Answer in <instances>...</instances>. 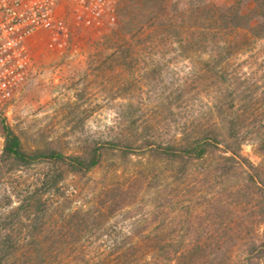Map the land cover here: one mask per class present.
Returning <instances> with one entry per match:
<instances>
[{"label": "trees", "instance_id": "1", "mask_svg": "<svg viewBox=\"0 0 264 264\" xmlns=\"http://www.w3.org/2000/svg\"><path fill=\"white\" fill-rule=\"evenodd\" d=\"M144 2L119 4L122 30L128 34L115 43L122 63L138 44L129 37L142 33L143 21L135 18ZM166 2L155 0L153 10ZM238 2L237 8L228 0H187L180 6V46L196 49L211 39V63L207 60L202 69L219 75L215 85L225 82L227 58L244 45L245 2ZM260 8L264 18V6ZM207 113L206 124L184 125L179 136L167 140L141 141L122 134L85 140L74 152L51 145L26 147L2 116L0 264H264V159L254 162L242 152L245 136L224 96L217 93ZM257 145L264 153V135ZM110 151L123 158L140 154L145 161L124 180L105 185L97 204L112 213L131 206L146 188L163 184V176L154 180L163 172H158L163 161L174 165L168 176L180 182V202L193 208L181 209L178 221L167 222L166 217L155 219L172 199L154 202V216L132 222L127 237L83 239L84 223L100 229V208L84 216L70 213L74 192L62 191V183L67 173L85 174L99 166ZM198 162L204 163L192 168ZM36 165L45 168L31 173Z\"/></svg>", "mask_w": 264, "mask_h": 264}, {"label": "rangeland", "instance_id": "2", "mask_svg": "<svg viewBox=\"0 0 264 264\" xmlns=\"http://www.w3.org/2000/svg\"><path fill=\"white\" fill-rule=\"evenodd\" d=\"M121 1H116V18L110 22L79 17L69 0H61L55 16L62 18L63 26H45L29 37L27 81L12 98L0 103V149L2 116L26 147L51 145L74 152L85 140L122 134L141 141L167 140L179 136L184 125L206 124L209 105L219 93L230 116L241 125L242 152L254 162L263 160L257 142L264 135V18L260 15L264 0H241L245 2L244 45L227 58L225 82L216 84L218 91L214 86L219 75L202 69L207 60L211 63V39L196 49L180 46V6L187 0H168L154 10L155 0H147L137 8L135 19L143 21L142 33L129 37L138 44L126 63L115 48L119 36L128 37L121 26ZM228 1L234 8L239 5L237 0ZM201 22L208 21L203 18ZM143 161L140 154L123 158L110 151L87 173L66 174L61 190L74 192L68 211L84 216L100 208V229L93 231L90 222L84 223L83 239L111 242L127 237L132 222L154 216V202L172 199L170 204L165 201L166 209L155 219L166 217L167 222L178 221L181 209L193 208L191 203L180 202V182L168 176L174 165L163 161L158 168L163 172L154 178L163 176V184L146 188L131 206L112 213L96 203L105 185L124 180ZM43 168L36 165L29 171Z\"/></svg>", "mask_w": 264, "mask_h": 264}, {"label": "built area", "instance_id": "3", "mask_svg": "<svg viewBox=\"0 0 264 264\" xmlns=\"http://www.w3.org/2000/svg\"><path fill=\"white\" fill-rule=\"evenodd\" d=\"M61 0H0V103L12 98L27 81L29 37L38 29L62 27L55 16ZM79 17L115 20L117 0H69Z\"/></svg>", "mask_w": 264, "mask_h": 264}]
</instances>
